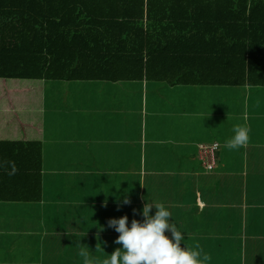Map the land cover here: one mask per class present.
I'll return each mask as SVG.
<instances>
[{"label":"rangeland","instance_id":"obj_1","mask_svg":"<svg viewBox=\"0 0 264 264\" xmlns=\"http://www.w3.org/2000/svg\"><path fill=\"white\" fill-rule=\"evenodd\" d=\"M86 82L92 81H44L41 83L39 123L43 160L42 198L40 203L28 205L20 203L11 212H0V216H7V219H0L2 242L0 264H84L83 257L79 255L81 248L89 253L94 264H103V260L120 247L115 243L119 234L112 237L111 234L117 232L108 226V220L123 215L128 216L129 224L133 218L142 220L140 210L146 202L163 203L171 213L170 222L175 224L178 230L183 228L181 231L186 232L183 226H192L193 230L188 231L187 242L184 243L187 246L195 242L197 232L201 230L206 232H201L204 237H207L209 229L217 232L218 238L237 240L240 236L244 237L243 228L238 222L241 214L239 208L247 204L248 216L255 215L254 226H256L251 229L252 221L247 218L249 223L247 236L254 230L251 234L257 240L247 244L251 247L255 259L247 264H264V141L258 143L262 146L260 154L256 152L257 155L252 156L253 159H249L250 151L248 150L249 160H245L243 166H241V154L239 155L237 151V156L240 157L237 167L222 165L217 166V170L216 167L211 171L203 170L204 176H213L212 181H202L198 184L195 180L197 189L193 187V181L188 184L189 178L181 183L176 178L174 180V175H170L168 183L166 180L163 184L162 177L159 175L160 172L169 170L174 172L180 164L184 163L188 164L180 167L181 173H187V175L195 173L193 164L197 163L194 154L199 144L197 142L201 141L200 136L205 140L214 139L218 143L223 141V135L220 134L223 129L219 127L223 126L226 119L220 120L218 116L219 108L221 106L224 108L225 104H230V110L227 113L231 118L243 116L244 112L236 110L243 105V110L248 111L246 115L253 116L251 122H255L253 125H256V130L262 132L261 136L264 137V87H219L221 91L216 92L215 87L196 86L190 87L191 91L178 95L176 91H171L162 83L145 82L144 89L142 88L147 97L146 109H144L140 92L141 82L118 85L117 87L124 88L123 93L112 89L113 85L108 89L110 84L104 87L101 83L92 82L90 84H94L89 86L85 84ZM227 90H229L228 94ZM128 92L134 93L132 95L134 110L125 118L117 111L120 112L128 107ZM83 96L89 98V101ZM104 97L107 99L104 105L105 111H111V114L103 116L104 111L100 116H95L96 113L103 111L99 109V104L105 101H100V98ZM252 97L255 98L252 100ZM81 98L91 109H80V107L78 109ZM88 103L98 108L92 109V105ZM167 110H172L174 113L181 111L182 114H184L183 110H186L189 114V117L185 118L178 116L181 119H174L173 126H170L172 130L168 129L170 133L177 132V137L182 141V145L185 143L184 146L188 151L183 146H180L179 151L174 150L173 143H166L163 153L165 155L175 151L177 158L174 164L167 163L165 166L158 162L155 165L138 164L139 146L143 147L144 142L142 138L139 139L137 132H143L141 128L145 124L146 138H150L148 130L160 122V118L154 116V113ZM93 116L95 118L92 119ZM110 116H112L111 126L113 127L108 121ZM199 117L205 118L199 123ZM207 117L208 124L205 123ZM88 118L94 122L93 128L84 132L85 126L80 128L78 125ZM171 118H162L161 124L170 123ZM126 122L129 125L126 129L127 133L121 135L132 134L135 140L134 162L127 165L128 155L122 153L117 157L115 166L97 165V156L102 151L106 148L107 151L116 149L112 139L117 137L114 134H111L110 138L105 137V127L119 133L122 124ZM107 141L112 143V148L108 146ZM208 142L210 144V141ZM150 147L149 144L145 145L146 150ZM243 149L245 150V146ZM220 155L222 160L229 161V157L224 158V153ZM107 167L112 170L111 173H106ZM199 169L198 165L197 170ZM141 170L145 172L144 176H140ZM218 171H227L232 175L227 176V179L215 180L214 176ZM122 181H127V187L134 188L130 196L132 200H129V196H123L130 188L111 189L115 183L120 187ZM189 185L191 187L188 188ZM195 191H199V194ZM243 191L246 197L243 196ZM113 193L122 195L129 202L122 206L115 204L113 208L110 207L111 202L108 201H115L110 200ZM199 195L208 207L207 211L200 216L195 210L196 206L198 207L195 198ZM99 203L103 204L98 211L95 208L94 213H90L92 208L89 207H96ZM78 205L88 207L86 210L89 211L85 216L82 217L78 212ZM108 207L110 210L113 209V212H107ZM255 208L258 210L257 213H254ZM154 212L153 207L150 214ZM166 234L170 236V233L166 232ZM107 235H111L108 240L105 238ZM109 240L111 241L107 244ZM234 244L235 242L232 244L228 242L219 245L223 247L221 254L223 263L219 264H240ZM246 254H249L248 249Z\"/></svg>","mask_w":264,"mask_h":264},{"label":"trees","instance_id":"obj_2","mask_svg":"<svg viewBox=\"0 0 264 264\" xmlns=\"http://www.w3.org/2000/svg\"><path fill=\"white\" fill-rule=\"evenodd\" d=\"M44 81L264 87V0H0L1 203L42 198Z\"/></svg>","mask_w":264,"mask_h":264},{"label":"crops","instance_id":"obj_3","mask_svg":"<svg viewBox=\"0 0 264 264\" xmlns=\"http://www.w3.org/2000/svg\"><path fill=\"white\" fill-rule=\"evenodd\" d=\"M92 82L101 83V86L104 85V87H106V84L107 85L110 84V85H108L109 86L108 89L113 85L112 87H114V88H112V89H115V90H117L120 93L125 92L124 88L117 87V86L122 84V83H127V82H104V81H92ZM92 82H86L85 84L89 85V86H92L94 84V83L90 84ZM141 83H142V85L140 87V92L142 94L143 108L146 109L145 107H146L147 97H146V95H144V92L142 91V88L144 89V86H145L144 85L145 81H142ZM162 85H164V84H162ZM164 86H166V85H164ZM166 87H168V86H166ZM190 87H196V86H173V87H168V88H170L171 91H176L178 93V95H180L181 93H185V92L191 91ZM219 87H226V86H215L216 92H220L221 91ZM261 88H263V87H261ZM228 93H229V90H227V94ZM132 95H134V93H129L128 92V97H129V100H128L129 101V105H128V107L125 110H120V112L117 111V113L122 114L125 118L128 117V113L129 112H130V114H132L133 110H134L133 107H132V104H133V102H132L133 101V98H132L133 96ZM83 98H85L86 100L89 101V98H86L84 96H83ZM254 98L255 97H252V100ZM103 100H105V101H103ZM100 101H103V102L99 104V109H101L103 111L96 113L95 116H98V115L100 116L105 111L104 105H105V102L107 101L106 97L100 98ZM88 104L92 105V109L98 108L97 106H94L91 103H88ZM217 104H219V103H217ZM79 107H80V109H91L90 107L87 106V104L85 103V101L82 98L78 102V109H79ZM229 107H230V104H225L224 108H223V106H221L220 108L218 107L220 109V114H219L218 118L220 120L223 119V118L226 119L223 122V124H222L223 126L219 127V128L223 129V131L220 133V134L223 135V137H222L223 141L221 143H218L214 139H210V140L206 139L205 140L202 136H200L201 141L197 142V143H199L198 146L199 145L208 144L209 143L208 141H210V144L216 143L218 145L219 151L217 150V153L219 152V156L216 157V166H215L216 170H217V166L220 167L222 165H224V166H233V165H235L237 167L238 166V162L240 161V157L237 156V151H238L239 155L241 154V160H242V165L241 166H243L245 160L251 159L252 156L256 157L257 153L260 154L259 151H260V148L262 146L260 144H258V143L260 141H264V137L261 136V135H263L262 132H259L258 130H256V128H257L256 125H253V124H255V122L254 123L251 122L253 116L246 115V112H248V111H247V109L243 110V105L236 109L238 112H240V110L242 112H244L243 116L239 115L236 118H231L229 113H227L230 110ZM91 112L95 114L94 111L91 110ZM196 112H197L196 115H198L199 114L198 111H196ZM183 113L184 114H182L181 111L179 113H174V112H172V110H167V111H163V112L159 111V112L154 113V116L160 118V122L156 123V125H154V126H151L150 129L148 130V135L150 136V138H146L147 130H146V126L144 124L143 128H141V130L143 132H137L139 139L142 138V141L144 142L143 147H142V145L139 146V161H138V164H140V165H146V164L155 165L156 162H158L159 164H162L164 166L167 163L168 164L169 163L170 164H174L176 162L177 154H176L175 151H173V153H168V154L164 155L163 152H164L166 143H173L172 147H173L174 150H178L179 151L180 146H183L184 149H186L188 151V149L184 146L185 143H183V145H182V141L180 140L179 137H177V132H173V133L168 132V129L172 130L171 127H170L171 125L173 126L172 121L174 119H179V120L181 119L178 116H181L183 118H185L186 116L189 117V114L186 112V110H183ZM107 114H111V111L108 112L106 110L103 113V116L107 115ZM227 115H228V117H227ZM95 116H93L91 118L93 119V118H95ZM136 116L138 117V114ZM0 117H1L0 120H2V121L5 120L14 129H19V127L16 125V123L14 121L13 111H11V108L9 110L8 109H3V111L0 108ZM170 117H172L170 123L161 124L162 118H166L167 119V118H170ZM89 118L85 122H81V125H78V127H80V128H82L83 125L85 126L84 132L90 131L93 128L92 123H94V122H91L92 120H90ZM111 118H112V116H110L108 118L110 126H111ZM199 118H200V120H199V123H200V122L203 121V119L205 117H199ZM228 120H229L230 123L228 122ZM17 121H19V119ZM102 123H104V121H102ZM205 123H207V124L209 123L208 117L205 120ZM237 124L245 125V126H247L250 129V131H249V137H250L249 145L247 144L245 146V150L243 149V147L239 148V149H228V148L225 147L226 139L231 137L232 134H233L232 133L233 125H237ZM22 126H24L23 128H25L26 124L23 122ZM127 126H129L127 122L122 124V128L120 129L119 133L118 132H112V129L109 130L108 128L105 127V133H106L105 137L109 136V138H110L111 134L116 135L117 138L116 139H112V141L115 142L114 145L116 146V149H115V151L114 150L107 151V148H106L104 151H102V153L97 156V159H96V164L97 165H107V166H111L112 165V166H115L116 162H117V157L119 155H121L122 153L124 155H128L129 163H127V165H131L134 162V160H133V154H134L133 146H134V141L135 140H134L132 134L127 135V136H122L121 135V134H126L127 133V131H126ZM111 127H113V126H111ZM162 127L167 128V129H163ZM173 130H175V129H173ZM47 142L49 144V139H48ZM90 142H92V141H90ZM107 142H108V146L110 148H112V143L110 141H107ZM146 144L151 145V147L148 148V150H146V148H145ZM129 146H131V147L129 148ZM248 150L250 151L249 159H248V153H247ZM222 153H224V158H226V157L230 158L228 162H226L225 160H222L221 155H220ZM41 158H42V153H41ZM194 159H195L197 164H193V165H195V168H196V169L195 168L193 169V172L195 171V173L193 175H187V173H181L182 170H180V167L182 165H184V164H188V163H184L182 165L180 164L179 168L176 171H174V172H171L170 170L167 171V172H160L159 175L162 177L161 183L165 184L166 180H167V183H168V181L170 179L169 178L170 175H174L175 176L174 180L176 178L181 183L183 181H187L188 178L190 179V182L188 184H190L192 181H193V184H194L195 180H196L197 183L198 182H202V181L203 182L212 181V177L213 176H204L203 175V169L201 168V164L199 162V157H198V154H197V148H196V153L194 154ZM112 161L114 163H112ZM179 162L180 161H179V158H178V163ZM41 165H43V160L41 161ZM198 165L200 167L199 171L197 170ZM109 169L110 168H108V167L106 168V170H107L106 173H111L112 172V170H109ZM141 171H142V173H141ZM141 171L139 172L140 176L141 175L144 176L145 172H143V170H141ZM238 174H241V173H238ZM229 175H232V173H229L227 171H224V172H222V171L219 172L218 171L214 177H215V180L216 179L221 180L222 178L223 179H225V178L227 179V176H229ZM243 176H245V175H243ZM114 187H115L116 190L127 189V188H130L129 190H132L131 187H127V181H122L120 183V187L118 186L117 183H115L113 185V187H111V189L114 188ZM189 187H191V185H189L188 188ZM193 187H195L197 189L195 184L193 185ZM139 189L141 190V188H139ZM199 189H200V186L198 187V190ZM195 193L199 194V191H195ZM121 196L122 195H116V194L113 193L111 198H110V200H115V201L114 202L113 201H108V202H111V205H113V206L110 205V207L113 208L115 206V204H117L118 202H122L123 201V196H125V195H123L122 198L120 199ZM243 196L246 197L244 195V191H243ZM195 200H196V203L198 205V207L195 205L196 208H197L195 210H196V212L199 213V216H200L201 213H203L204 211H207L208 207L205 205L206 203L201 199L200 195L198 197H196ZM40 202H41V200L38 203H40ZM105 202L107 203V201H105ZM19 204L20 203H1L0 202V212H4V213L11 212V210H13L15 207H17L16 205H19ZM23 204H25V203H23ZM28 204H30V203H27V205ZM102 204L103 203H101V204L99 203V205H97L96 207L95 206L89 207V208H92L90 210V213H94L93 211H94L95 208L97 209L96 211H98V208H100L102 206ZM122 204H124V203L122 202ZM122 204H120V206H122ZM86 208H88V207H83V206L79 207V205L77 206V210H78L79 213H81L82 217L87 214V211H89V210H86ZM239 210H240L241 214H240L238 222H239V226H241L243 228V233L245 234L244 237L240 236L237 240H231V239H228V238H226V239L218 238L217 237L218 233L212 231L208 227L209 231H208L207 237H204V236L201 235V232L206 233L205 231H202V230L198 231L197 232L198 235L196 237L195 242L194 243H189L188 247H190V248H198L199 250L202 251V254H207L210 257V260L207 262V264H219V263H223V260L221 258V254L223 252V247L219 246V245L222 244V243L227 244L228 242H231V244H232V243L235 242V244L233 246H235V248L237 250L238 257L240 258V264H247V262L255 260L253 258L252 252H251V247L247 246V244H249V242L257 241L256 237L252 236V234H251L254 230H252V232L250 234L248 233L249 235L247 236V227L249 225V223L247 222V218L251 219L253 227H251V226L250 227H251V229H253V228L256 227V226H254V220H255L254 216L255 215L253 214L252 217L248 216L249 213H247V210H248L247 204H243V206H241V208H239ZM103 212L105 213L106 211H103ZM107 212L111 213V212H113V209L110 210L109 207H108L107 208ZM257 212H258V210L255 208L254 213H257ZM2 218L7 219V216H0V219H2ZM183 227L185 228L186 232L182 231L185 234V240L182 242V245H183V243L187 242V238L186 237H187L188 231L192 232V230H193L192 226L189 227V226L184 225ZM181 230H183V228H181ZM109 236H111V235H107V237H105V238L108 240L109 238H111ZM112 237H115V236H112ZM2 240L4 241V238H2ZM0 244H2L1 237H0ZM246 249L249 250V254H246Z\"/></svg>","mask_w":264,"mask_h":264},{"label":"clouds","instance_id":"obj_4","mask_svg":"<svg viewBox=\"0 0 264 264\" xmlns=\"http://www.w3.org/2000/svg\"><path fill=\"white\" fill-rule=\"evenodd\" d=\"M249 131L245 125H233V134L226 139L225 147L239 149L246 146L250 139ZM217 150L218 145L216 152ZM8 164L9 175L14 174L16 171L14 162L9 161ZM200 164L202 166V163ZM2 166L0 164V167ZM215 166L216 156L211 169L205 170L203 166L202 169L211 171ZM128 202L125 198L124 203ZM153 207L155 212L150 214ZM140 211L143 219L133 218L130 224L127 215L108 220V226L119 233L115 243L120 247L108 255L103 264H207L210 260V257L202 254L198 248H190L184 243L182 246L185 234L170 222L171 213L163 203L146 202ZM166 232L170 233V236ZM79 255L83 257L84 264H94L85 249L81 248Z\"/></svg>","mask_w":264,"mask_h":264},{"label":"built area","instance_id":"obj_5","mask_svg":"<svg viewBox=\"0 0 264 264\" xmlns=\"http://www.w3.org/2000/svg\"><path fill=\"white\" fill-rule=\"evenodd\" d=\"M217 144L212 145H199L198 146V157L205 170H209L212 167Z\"/></svg>","mask_w":264,"mask_h":264}]
</instances>
